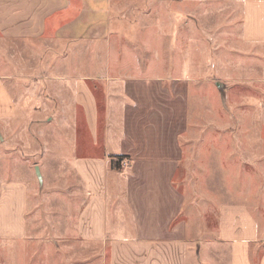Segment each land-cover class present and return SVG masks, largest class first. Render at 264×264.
Instances as JSON below:
<instances>
[{
    "label": "crops",
    "instance_id": "obj_1",
    "mask_svg": "<svg viewBox=\"0 0 264 264\" xmlns=\"http://www.w3.org/2000/svg\"><path fill=\"white\" fill-rule=\"evenodd\" d=\"M129 1L183 0H0V37L24 44L89 39L105 29L114 4ZM219 4L231 7L239 21L226 64L238 83L264 87V0ZM184 59L191 62V54ZM192 73L186 65L179 81L113 78L107 72L60 74L50 81L60 115L48 119L52 133L47 138L44 131L45 144L31 152L28 164L40 184L55 180L47 196L58 199L68 188L69 179L59 173L72 175L80 186V208L59 218L68 227L55 229L54 236L91 244L100 264H264V229L249 205L219 204L211 216L193 214L192 197L181 190L187 183L179 182L184 152L192 143V83L199 82L200 91L207 84L206 75ZM16 78L0 55V127L11 130L21 108ZM46 165L50 170L44 171ZM16 181L2 190L4 238L28 235L30 187L27 180Z\"/></svg>",
    "mask_w": 264,
    "mask_h": 264
},
{
    "label": "rangeland",
    "instance_id": "obj_2",
    "mask_svg": "<svg viewBox=\"0 0 264 264\" xmlns=\"http://www.w3.org/2000/svg\"><path fill=\"white\" fill-rule=\"evenodd\" d=\"M219 2H117L105 29L76 42L45 38L24 44L0 37V55L19 77L21 104L15 127H0V200L3 188L15 178L27 180L30 187L28 235L0 236V264L101 263V257L90 251L91 244L53 235L55 229L68 227L59 218L80 208L76 179L59 173L69 179L68 188L59 191L58 199L55 194L47 196L53 192L47 185L55 180L45 178L40 184L35 167L28 164L31 152L45 144L44 131L47 138L52 133L48 119L60 115L50 85L60 74L107 72L113 78L179 81L190 65L193 75H206L201 91L199 82L192 83L187 137L192 143L184 152L179 182L187 183L181 190L192 197L193 214L204 211L211 216L219 204L240 201L251 207L264 229V87L238 83L226 64L232 58L230 46L238 39L239 21L231 7ZM185 54H191V62ZM44 169L50 170L47 165ZM209 218V225H215L216 217Z\"/></svg>",
    "mask_w": 264,
    "mask_h": 264
}]
</instances>
